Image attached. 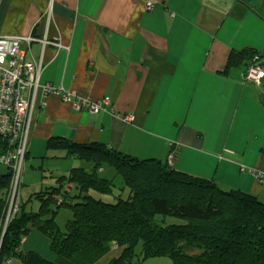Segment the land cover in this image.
Listing matches in <instances>:
<instances>
[{
  "label": "crops",
  "instance_id": "crops-1",
  "mask_svg": "<svg viewBox=\"0 0 264 264\" xmlns=\"http://www.w3.org/2000/svg\"><path fill=\"white\" fill-rule=\"evenodd\" d=\"M0 37L19 38L25 59L42 62L41 85L61 91L38 90L27 159L67 157L47 148L51 137L104 142L264 201V79L228 67L244 48L264 61V0H0ZM104 98L98 113L82 104ZM67 158L50 181L28 185L55 186L81 165ZM34 241L22 249L51 258L48 243Z\"/></svg>",
  "mask_w": 264,
  "mask_h": 264
},
{
  "label": "trees",
  "instance_id": "trees-1",
  "mask_svg": "<svg viewBox=\"0 0 264 264\" xmlns=\"http://www.w3.org/2000/svg\"><path fill=\"white\" fill-rule=\"evenodd\" d=\"M230 65L246 66L248 75L252 65L264 70L263 55L255 48L234 51ZM47 148L63 150L81 165L57 177L55 186L34 193L40 200L36 211L27 212L21 202L7 229L13 171L8 167L0 173V263L17 255L23 264H56L58 258L99 264L119 248L120 253L107 264H133L139 246L143 260L167 257L174 264H264V201L257 196L222 189L214 180L168 161L135 157L104 142L51 137ZM62 209L72 211L64 225L57 220ZM35 232L42 236L37 242L48 243L51 258L22 249Z\"/></svg>",
  "mask_w": 264,
  "mask_h": 264
},
{
  "label": "built area",
  "instance_id": "built-area-1",
  "mask_svg": "<svg viewBox=\"0 0 264 264\" xmlns=\"http://www.w3.org/2000/svg\"><path fill=\"white\" fill-rule=\"evenodd\" d=\"M41 63L25 59V50L21 47L19 38L0 37V138L6 141L5 152L0 155V162L11 167L13 171L6 225L13 210L11 201L20 195L18 176L28 152L38 90L42 88L46 93L61 92L53 90L50 84L41 85L43 68ZM248 73V76L257 83L264 77V70L256 65L250 66ZM63 100L71 102L70 94H63ZM108 101V98H104L92 104L84 105V102L82 104L89 107L92 113H98L103 103L107 104ZM126 118L134 120L133 115Z\"/></svg>",
  "mask_w": 264,
  "mask_h": 264
},
{
  "label": "rangeland",
  "instance_id": "rangeland-1",
  "mask_svg": "<svg viewBox=\"0 0 264 264\" xmlns=\"http://www.w3.org/2000/svg\"><path fill=\"white\" fill-rule=\"evenodd\" d=\"M36 40L37 39H35V41ZM248 78H250V77L248 76ZM250 79L253 80L252 78H250ZM93 102L94 101H85L83 104L88 105V104H92ZM103 105L107 106L109 104L103 103ZM87 108L90 110L89 107H87ZM124 120L126 122L127 121L133 122V120H128L127 118ZM55 153H56L55 157H52V156H50L51 154H48L47 156H41V157L31 158V159L25 160L24 165L20 169L19 176H18V177H20V184L23 181V183L21 184V189L19 188L21 196L19 195L16 199L15 198L12 199L11 206H13V210H12L8 225H6V220H5L4 228H5V226H7L6 229L8 228L10 221L13 220L14 217L20 211L21 197H22V201L24 203L23 206L26 207L27 212L36 211V209H38L40 206V200L35 198L34 193L40 192V190L35 192L34 188L36 187V185L35 186H33V185L38 184V183L40 184V183H42L41 181H44V180L50 181V177L47 176L50 169H54L55 171H58V170L63 169V167L66 164L71 162L70 158H67V157L64 158V156H59V155H63L62 153H59V152H55ZM26 163L28 164V168L25 167ZM109 170H111V169H109ZM7 171H8V167L6 165L0 164V173H6ZM261 180H262V178H261ZM115 181L119 185L122 184V180L120 179V177H116ZM247 181H248V179H247ZM29 182L33 183V185L29 186L28 185ZM217 185L219 187H221L222 189H225V190L234 189V188H226V187H224L218 183H217ZM40 186L41 185H38V187H40ZM239 190H241V189H239ZM30 198H31V200H30ZM17 204H18V206H17ZM33 205L36 208L34 210H32ZM71 218H72V211H70L69 209H62L59 212L57 220H58L60 225H64ZM36 234H39V233L35 232V235H33L32 239L29 236L27 238L26 242H32L33 240H37V237H35ZM22 246H23V244H22ZM139 251H140V247L138 246L136 249V254H135V257L133 260V264H136V263H140V264H174L173 261L167 257H149V258H145L143 260L142 255H138ZM119 253H120L119 248L114 249L112 252H109L108 255L104 256V258L102 259V261L99 262V264H107L108 261L110 260V258L117 256Z\"/></svg>",
  "mask_w": 264,
  "mask_h": 264
},
{
  "label": "bare ground",
  "instance_id": "bare-ground-1",
  "mask_svg": "<svg viewBox=\"0 0 264 264\" xmlns=\"http://www.w3.org/2000/svg\"><path fill=\"white\" fill-rule=\"evenodd\" d=\"M27 156H28V152H27V154H26L25 160H27Z\"/></svg>",
  "mask_w": 264,
  "mask_h": 264
},
{
  "label": "water",
  "instance_id": "water-1",
  "mask_svg": "<svg viewBox=\"0 0 264 264\" xmlns=\"http://www.w3.org/2000/svg\"><path fill=\"white\" fill-rule=\"evenodd\" d=\"M6 231V230H5ZM5 233V232H4Z\"/></svg>",
  "mask_w": 264,
  "mask_h": 264
}]
</instances>
